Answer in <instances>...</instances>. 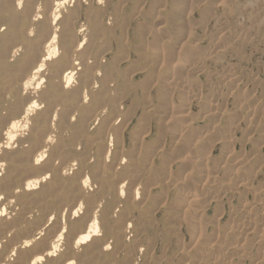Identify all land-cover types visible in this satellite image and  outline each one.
I'll use <instances>...</instances> for the list:
<instances>
[{
	"label": "bare ground",
	"instance_id": "1",
	"mask_svg": "<svg viewBox=\"0 0 264 264\" xmlns=\"http://www.w3.org/2000/svg\"><path fill=\"white\" fill-rule=\"evenodd\" d=\"M79 1L21 0V5L17 8L16 0H0V111L7 113V118L0 119V239L5 236H8L10 240L12 236L27 237L35 232L39 237L36 243L41 250L34 255L32 264H48L49 261H52L53 264H63L66 256L62 254L72 255L71 250L66 252V237L72 239L73 236L75 237V251L79 247H82L81 251H83V254H81L82 260L79 264L116 263L115 252L130 248L124 240L126 238L125 234L128 232L134 234L135 237L133 238H136L134 242L137 245L144 237L148 223L132 221L134 228L131 227L132 222L126 228L128 219L135 218V211L138 209L137 202L141 198L138 191L133 193L131 189H127L128 178L135 177L133 172L136 166L133 160L126 155L119 138L124 123H127L130 119H126L122 113H118V105L121 104L119 101L122 95L129 90V81L124 78L126 72L131 70L130 73L138 75L143 69L142 67L134 68V65H128L123 68L120 64L130 63L131 58L130 55H126L128 50L127 46H124V39L118 38L114 34V28H108L103 24V18L107 13L106 8L96 9L93 5H89V8L92 9L91 11L88 8H77L64 13L67 4L70 7H74L75 4H79ZM204 3L206 5L209 2ZM216 5L213 6L216 8ZM226 7L222 9L226 10ZM159 9L161 10L162 8ZM223 10L222 12H227ZM187 13L189 15V12ZM224 15L226 16V14ZM82 20H84V23ZM177 26L175 27L179 30ZM84 32L87 34L81 37ZM190 32H187L189 33L187 37L192 35L193 30ZM223 32H226V30ZM159 35L163 34L158 33L155 40L153 39L155 49L152 51L151 48L149 50L147 48L145 59H149V62L160 66L162 62L166 61L167 57H169L171 62L176 60L178 57V52L176 51H178L179 45L175 44V37L168 38L169 40L162 44V40H159L161 38ZM176 37L178 36L176 35ZM111 39H113L117 51H113L114 48L109 47ZM179 40L177 41L178 43ZM196 46L193 47L192 45L191 50L195 49ZM143 49L146 48L143 47ZM198 51H194V55L199 54ZM180 52L182 51L180 50ZM186 52L189 55L193 54L190 51ZM110 55L113 56L107 59ZM118 55H122L119 62L116 61ZM189 57L195 58L193 56ZM196 58L200 61L198 57ZM184 59L185 61L183 62L186 64L187 58ZM188 60L190 59L188 58ZM181 61L168 67L161 66L159 69L160 76L164 77L165 85H175L188 92L190 91L188 89H191L192 82L186 80L187 76L182 78V74H179L180 68L197 74L201 67L194 66V64L191 65L189 62V66L187 65L184 68L180 65ZM195 64L197 65V63ZM47 67L48 72L45 74ZM205 67L207 66L205 65ZM229 76V79H227L230 80L233 89L239 88L237 78L233 77V74L231 77ZM195 78L191 79L197 81L198 79ZM39 91V100H37L36 95ZM166 91L167 89L163 90V92ZM13 97H15V101L9 107V102L13 100ZM238 97L240 96L238 95ZM172 101V96L169 93L168 100L163 101L161 104L150 105L147 108L148 113L154 112L155 114L158 109L164 108L173 109ZM242 103L240 104L242 105ZM263 106L260 109L264 108ZM188 112L190 111H188L186 105L182 104L178 108L177 114L171 115L165 125L173 124L175 126H173V131H177V134L187 133L189 126H186L185 129L181 128V120L190 116ZM214 112L212 113V119L216 118L213 123L216 125L210 130L211 132L197 133L194 130L192 134L196 140L192 144L184 142L177 149L179 152L186 153V156L178 161L177 172H183L184 166H191L190 172L182 179V185H185L187 180H192L197 175L206 178V181L201 185V189H199L201 192L190 189V191L183 190L179 187L177 181L178 194L183 197L185 202L186 209L184 212H188L191 218H194L197 214L203 215L206 209L209 210V207L206 208L207 203L206 201L204 202L203 198L205 194H210V189L218 184V176H215L217 173L211 171L212 168H210L209 156L212 153L209 155L208 152L212 150L213 146L210 147L208 137L218 131L223 133L220 141L222 143L225 141L226 143L230 141L231 132L235 130L231 126L224 131H219L223 127L220 123L222 121L220 118L227 119L228 117H226L225 112ZM159 115L161 114L159 113ZM151 117L157 119V115H152ZM140 119L139 122L147 121L146 117ZM131 120H134L133 116ZM156 121L159 120L157 119ZM262 122L264 123V120ZM142 125L145 126V123L140 124L139 127L142 128ZM143 133H146V128ZM143 133L136 135L134 129L129 132V136L136 141V154L148 159L153 153V159H160L159 167L155 169V175L161 174L166 177V180H169V168L172 166L169 167L168 164L170 165V162H173L169 160L170 154L164 152V148L158 151L159 141L148 143L149 132L148 134ZM262 135H264V132H262ZM22 140L31 141V143L22 146L20 144ZM262 140L264 141V139ZM49 144L52 145V148L48 147ZM260 144V148L261 146L264 147ZM112 146L114 147L113 150ZM260 151L257 150L255 153L259 155ZM230 152L227 153L228 156L226 155L227 159L232 157ZM161 154L163 155L161 156ZM248 161L250 160L237 157L231 160L232 169H228L226 172L237 180V183L240 184L237 186L242 188L244 192H254L258 195L257 200H260L264 198V188L251 189V178L245 172ZM262 163L264 161L260 164ZM114 166H117V170L124 169L125 173L114 179V176L107 171L108 168ZM73 167H77V169L75 168L77 172L73 177L71 176L70 184L63 181H53L56 169H59L58 175L70 177L68 171H71ZM93 187L95 191L97 189L98 191H96V195L87 196V212L84 214L81 212L84 208V198H80L77 194L81 189L85 193H92L94 192V190L92 191ZM217 188L214 193L222 191V186ZM154 190H150L146 195L142 193L144 198H147L146 202L151 198ZM224 193L222 192V194ZM220 196H213V199H221ZM157 197L159 198V196ZM99 200H108L100 218L96 215L97 212H93V208ZM115 205H119L118 207L123 209L119 219H114L116 221L108 217L112 211L111 206ZM173 205L175 207L179 206L178 202ZM56 206H58L56 212L49 215L46 210ZM65 206L70 207L69 211H71V218L68 222L65 220L62 214L64 211L61 209ZM164 206L165 204L161 208ZM58 209L62 213L58 212ZM261 209V218L257 214L250 216L251 213L249 214V211H247L246 214L249 218L247 217L246 223L243 220L242 223L236 226L235 222V228L230 230L233 243L228 246L216 243L211 245L210 248H206L205 245L202 247L200 238L208 230L207 225L205 224L206 230L202 224H197L195 219H190L189 226L191 225L192 227L190 234L191 237L193 236L196 239L194 240L197 246L194 243L193 245H195L198 255L200 254V257H202L217 251L219 256H221L233 250L237 252L236 257H238V260H236L243 261V257L245 258L246 256L244 254H247L245 252L251 242L247 239L249 236H253L257 243L264 245V207H261ZM76 218L79 221L73 222L72 219ZM243 219H246V217ZM215 224L213 223V225ZM14 229L16 230L15 232H13ZM10 233L12 234L11 236H9ZM46 236L45 247V244L39 241L45 240ZM24 243L25 247H27L29 244H33V240L25 239ZM111 246L112 252H109ZM200 247L201 251H199ZM191 250L188 253L193 252ZM202 260L194 262V256L189 255L183 263L202 264L204 262ZM227 260H223L224 262L219 260L220 262H217L215 258L207 259L204 264L235 263L234 261L230 262V258ZM257 261L255 264H261L264 261V248L261 249V254ZM126 263L132 262L126 261ZM73 264H76V262L73 261Z\"/></svg>",
	"mask_w": 264,
	"mask_h": 264
},
{
	"label": "rangeland",
	"instance_id": "2",
	"mask_svg": "<svg viewBox=\"0 0 264 264\" xmlns=\"http://www.w3.org/2000/svg\"><path fill=\"white\" fill-rule=\"evenodd\" d=\"M196 1L80 0L79 4H75L74 7H70L68 4L66 5L64 13L77 8H88L91 11L92 9L89 8V5H93L96 9L106 8L107 13L103 18V24L108 28H114V34L118 38L124 39V46H127L128 50L126 55H130L131 58L130 63L120 64L123 68L128 65H134V68L142 67L143 69L138 75L130 73L131 70L126 72L124 78L129 81V90L122 95L124 98L121 97V100L119 101L121 104L118 105V113L120 112L125 116L124 118L130 119L127 123H124V126L127 127H122L123 130L120 131L119 138L126 155L133 160V163L136 166L135 171L133 172L135 177L128 178L127 189H131L133 193L138 191L139 197L141 198L138 202L136 200L138 209L135 211V218L128 219L126 222L127 226H125L128 228L132 221H135L136 223H139L140 221L141 223H148L146 225L144 237L137 245H135L134 242L136 239L133 238L135 237L134 234L129 232L125 234L126 238L124 240L130 248L115 252L114 258H117L116 263L96 264H200L183 263L189 255L194 256V262L202 259V261L205 262L207 259L211 260L213 258L218 262L219 260L223 261L230 258V262L234 261L235 263L216 264H255L258 262L257 260L260 257L261 249L264 248L263 244L257 243L253 236H249L247 239L252 243L250 242V245L247 247L245 252L247 254H244V256H246L245 258L243 257V261H237V252L233 250L228 251L226 255L219 256L218 252L214 251L213 253L211 252L206 256L203 255L200 257V254L198 255V251H196L195 245H193V243L196 244V239L193 238V236L191 237L190 234V231L192 230L191 225L189 226L190 219H195V222L197 224H202L206 230L208 228L207 231L205 230L206 235L204 234V236L200 238L202 240V247L205 245L206 248H210L211 245L216 243L228 246L233 243L230 230L235 228V222L236 226L242 223L243 220H245L246 223L249 218L246 214L247 211H249V214L251 213L250 216L257 214L261 218V207H264V198H259L260 200H263L260 201L257 200L258 195H256V193L244 192L242 188L238 187L240 184L237 183V180L226 172L228 169H232L231 160L237 157H242L246 160L248 159L250 161H248L247 171L245 170V172L246 175L248 174L251 178V189L253 188V190H257L264 188V163L260 164L264 161V147L261 146L260 148L259 146L260 142V145L264 146V141L262 140L264 139V135H262V132H264V123L262 122L264 120V108H261L263 110L260 109V107L264 105V6H262L264 5V0H210L211 3L209 0ZM207 1L209 3H206L205 5L204 2ZM216 3L221 5H216ZM212 4L214 6L216 5V8ZM223 6L227 9L223 10ZM159 8L162 9L160 10ZM163 8H165V11ZM222 10L227 12H222ZM187 12H189V15ZM191 12L193 13L192 16ZM223 13L226 14L227 17ZM162 18L166 21L161 20ZM171 20L174 21L172 22ZM82 22L84 23V20H82ZM174 25H178L177 28L180 32ZM167 30L168 32H166ZM190 30L191 32L193 30L192 35L187 37V34H189L187 32H190ZM224 30H226V32H223ZM158 31H161L162 33ZM176 32L177 34H175ZM158 33L163 34L159 35V37H161L159 40H162V44H165L171 37H175V44L179 45L178 51H176L178 52L176 60L171 62L169 57H167L166 61H164V63L162 62L163 65L161 64L160 66L149 62V59H145L147 48L148 50L151 48L152 51L155 49V46H153L155 42L153 41ZM84 34L85 32L81 34V37ZM222 34H224L223 36L225 37L221 36ZM176 35L178 37H176ZM177 39H180V44L177 42ZM192 45L193 47L196 46L193 50H191ZM110 46L114 48L113 51H117L113 39L110 40L109 47ZM142 46L146 49H143ZM187 48L190 49L188 50ZM180 50L182 52H180ZM197 50H199V54L195 52L197 54L194 55L193 52ZM224 50L226 51L224 52ZM186 51H190L193 54L189 55ZM186 54L195 58L193 59ZM112 56L113 55L108 56L107 59ZM202 56L205 57L203 58ZM121 57L122 55H118L116 61H121ZM196 57H198L202 63L198 61ZM184 58H187L186 64L183 62L185 61ZM188 58L190 60L192 59L191 62ZM180 61L181 67L183 66L184 68H186L187 65L189 66V62L191 65L194 64V66L201 67V70H199V73L197 74H194L192 71V73L187 70L185 71L180 67V71L178 69L180 72L179 74H182L183 76H181L182 78L187 76L186 80L192 82L191 89H188L190 91L193 90L191 92L188 90V92H185L183 89L175 85H165L164 77L160 76L159 69L161 66L168 67L169 65L174 63L177 64ZM195 63H197V65ZM205 65L207 67H205ZM47 70L48 67L46 72H44L45 74L48 72ZM232 74L233 77L237 78L240 89H233L231 86L228 76L230 75L229 77H231ZM190 77H196L195 79H198V82L194 79L192 80ZM155 85L156 87L154 88ZM163 87L165 88L163 89ZM166 89L167 91L163 92V90L165 91ZM39 93L40 91L36 95L37 100H39ZM169 93L172 96V103L174 105L173 109L164 108L158 109L155 114L154 112L148 113L147 108L150 105L161 104L163 101L168 100ZM238 95L240 97H238ZM237 98H239V101L236 100ZM239 102H243L242 105ZM182 104L186 105L188 111H190L188 112L190 113V116L188 114V118L181 120V128L185 129L186 126H189V128L187 133L177 134V131H173V124L166 126L165 123H167L166 121H169L171 115L177 114V110ZM213 112H225L227 115L226 117H228L227 119L220 118V120H222L220 123L223 127L220 128L219 131H224L231 126L234 127L235 130H233L234 132H231L232 137L230 138V141L226 143L225 141L223 143L220 141V138L223 137V133L221 132L215 131L208 137L210 140V147H214L208 152L209 155L212 153V155L209 156L211 162L210 168H212L211 171L217 173L215 176H218V184L211 188V193L205 194L203 198L204 202L206 201L207 203L206 208L209 207V210L206 209V212H204L203 215L197 214L194 218H191L188 212H184L186 209L185 202L183 201V197L178 194L177 184L179 183V187L183 190L200 191L199 189H201V185L206 181V178L197 175L192 180H187L185 185H182V179L186 177L188 172H190L191 166H184L183 172H177L179 166L178 161L186 156V153L184 154L182 151H180V153L177 149L178 146L184 144V142L192 144L193 141L196 140L192 131L195 130L197 133L210 131L216 125L213 124L216 120V118L212 119ZM261 112L263 113L261 114ZM159 113L161 115H159ZM152 115H157L156 118L159 121H156L157 119L151 117ZM132 116L134 117L133 121L131 120ZM143 117H146L147 121L139 122L141 120L140 118ZM144 123L145 126L142 125V128H140L139 125ZM118 125L121 124L119 123ZM145 128L146 133L148 134L149 132L150 134H148V143L158 140L160 143L158 151L164 148L163 151L170 154L169 160L173 162H170V165L168 164L169 167L172 166L169 168V180H166V177L161 174L157 176L155 175V169L159 167L160 159H153V153L151 154L152 157L150 156L148 159L136 154V141L129 136V132L134 129L136 135H141V132L143 133ZM122 142L124 143L122 144ZM255 144L258 146V149ZM113 148L114 147L112 146V150ZM252 150L254 151L252 152ZM257 150L261 152L259 155L255 153ZM229 152L232 157L227 159L226 155ZM162 155L163 154H161V156ZM259 157L261 160L258 159ZM116 167L117 166L110 167L107 170L110 175L114 176V179L125 173L124 169L117 170ZM75 168L77 169V167H73L71 171H68L70 177H73L77 172ZM219 186H222V191L214 193ZM154 188L157 189L154 190ZM93 190L95 191L94 187L92 188V191ZM150 190H154L152 191L153 195L146 202L147 198H144L143 194L146 195ZM86 191L92 192L90 190ZM222 192L225 193L222 194ZM157 196H159V198ZM213 196H220L221 199L216 198V201L213 199ZM208 200L209 202H207ZM86 201L87 200L84 198V208L81 211L84 214L87 212ZM106 201L108 200H99L93 208V212H97L96 215H98L99 218L102 211L107 206ZM175 202H178V207L173 205ZM258 202L261 203L259 204ZM164 204L165 206L161 208ZM118 206L119 205L111 206L112 211L109 213L108 217L112 220H118L123 211V209ZM57 208L58 206L47 209L46 211H48L49 215L54 214ZM69 208L70 207L68 206L61 208L62 211H64L63 213L58 209V212L64 215L67 222L71 218V211H69ZM244 217H246V219H243ZM72 221L77 222L79 219H72ZM213 223L216 224L213 225ZM131 224V227L134 228L133 222ZM205 224L207 225V228ZM192 248L193 250H191ZM81 250L82 247H79L77 252L83 254V251ZM189 250L193 252L188 253ZM199 251H201V247L199 248ZM109 252H112V246L111 249H109ZM187 254L189 255L187 256ZM126 261H131L132 263H126ZM204 262L202 264H204Z\"/></svg>",
	"mask_w": 264,
	"mask_h": 264
},
{
	"label": "clouds",
	"instance_id": "3",
	"mask_svg": "<svg viewBox=\"0 0 264 264\" xmlns=\"http://www.w3.org/2000/svg\"><path fill=\"white\" fill-rule=\"evenodd\" d=\"M21 5V0H16V6L19 8ZM15 101V97H13V100L9 102V107L11 106V103ZM7 118V113L0 111V119ZM35 124V120H34ZM31 143V141H20V144L22 146ZM49 148H52V145H48ZM59 169H56L53 175V181L55 182H66L68 184L71 183V177H63L58 175ZM98 191V189L96 190ZM96 191L92 193H85L83 189L80 190V192L77 194L80 198H87V196L96 195ZM55 227V226H54ZM16 230L14 229L13 232ZM71 231V229H70ZM12 234L10 233L9 236ZM25 239L33 240V244H29L27 247H25ZM74 239L73 236L72 239H68L66 237L65 242V249L66 252L68 250L72 251V255H65L66 258L63 261V264H73V261L76 262V264H79V262L82 260L81 253L75 251L74 248ZM39 240V237L35 232H33L31 235L27 237H18V236H12V239L10 240L8 236H5L3 239H0V264H32V260L34 255L38 253L41 249H39L36 241ZM47 240V236L45 237V240L39 241L40 243H44L46 247L45 241ZM48 264H53L52 261H49ZM261 264H264V261L261 262Z\"/></svg>",
	"mask_w": 264,
	"mask_h": 264
}]
</instances>
